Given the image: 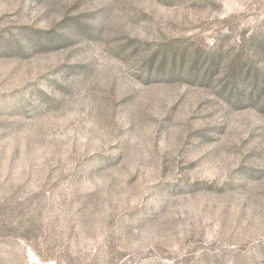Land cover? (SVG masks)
<instances>
[{"label": "rangeland", "instance_id": "374dc122", "mask_svg": "<svg viewBox=\"0 0 264 264\" xmlns=\"http://www.w3.org/2000/svg\"><path fill=\"white\" fill-rule=\"evenodd\" d=\"M0 264H264V0H0Z\"/></svg>", "mask_w": 264, "mask_h": 264}]
</instances>
